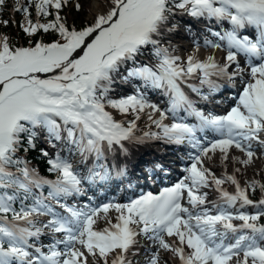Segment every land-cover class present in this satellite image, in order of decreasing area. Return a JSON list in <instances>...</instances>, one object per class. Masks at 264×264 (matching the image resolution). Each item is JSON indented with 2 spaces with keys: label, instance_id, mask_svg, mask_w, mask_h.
<instances>
[{
  "label": "snow or ice",
  "instance_id": "snow-or-ice-1",
  "mask_svg": "<svg viewBox=\"0 0 264 264\" xmlns=\"http://www.w3.org/2000/svg\"><path fill=\"white\" fill-rule=\"evenodd\" d=\"M68 2L35 0L38 16L50 15L49 8L56 10L54 19L47 23L33 22L20 0L14 7V11L25 14L24 23L19 25L25 34L51 30L62 42L37 40L27 47L12 46L9 37L0 34V264H109L110 257L111 264H132L128 254L139 251V237L155 246L145 257L146 264H167L162 251L171 252L179 264H264V224L259 223L264 217V184L252 180L241 187L235 175L240 171L237 167L233 174L218 178L204 166L203 159L211 160L209 153L218 150L221 164L231 160L233 165L250 166L257 155L252 142L264 148V0H101V10L93 13L92 22L79 29L59 14ZM3 3L0 0V6ZM75 9L85 10L80 2ZM177 10L193 18L227 21L228 29L212 32L220 42L204 40L205 46H223V63L212 55L201 60L195 53L180 62L179 56L161 45L157 37ZM245 29L253 31L241 34ZM149 46L157 61L155 66H134L124 79L135 77L165 89L170 101L168 112L173 117L170 124L163 122L165 111L147 104L139 90L117 100L108 99L114 74L129 61L135 65L137 56ZM238 54L247 58L246 68L240 66ZM232 65L235 70L230 72ZM245 71L248 82L236 105L224 115L197 109L182 88L189 78L196 77L201 85L208 86V93L187 86L208 100L219 90L213 77L243 79ZM40 74L46 75L42 78ZM105 102L121 113H139L150 107L159 113L158 119H149L160 132H145L143 138L178 145L187 141L199 154L186 169L188 175L158 195L149 192L127 203L109 202L98 207L60 204L67 214H59L33 189L48 185L49 198L60 203L61 196L80 194V177L71 164L57 158L48 161L49 170L58 173L57 179L45 180L18 152L25 144V152L35 147L37 129L58 140L61 131H66L81 153H95L97 157L105 145L108 150L114 145L124 150L123 141L142 142L134 135L135 120L125 127L105 110ZM178 110L195 116L198 124L178 121ZM207 129L220 138L203 147L197 132ZM233 148L243 158L230 156ZM96 176L106 179L107 172L92 173L89 179ZM225 180L235 186L234 193L220 187ZM211 185L220 193V202L213 205L215 213L202 207L207 203V193L200 189ZM256 187L262 198L254 202L247 190ZM185 193L190 207L182 204ZM18 198L19 210L13 206ZM28 200L32 202L25 203ZM237 205L235 213L230 210ZM249 205L261 210L253 214L243 211ZM110 209L118 214L116 222L107 219V226L97 230L94 225L100 214L106 216ZM38 217L50 219L42 223ZM43 236L50 237L46 245L40 243Z\"/></svg>",
  "mask_w": 264,
  "mask_h": 264
},
{
  "label": "trees",
  "instance_id": "trees-1",
  "mask_svg": "<svg viewBox=\"0 0 264 264\" xmlns=\"http://www.w3.org/2000/svg\"><path fill=\"white\" fill-rule=\"evenodd\" d=\"M29 1V0H26ZM31 5L28 6L29 9V14H30V19L34 22L33 19V0L30 1ZM8 2L6 1L5 6H3V10L0 11V34L3 35H7L9 37V41L10 43H18L19 39H21L22 41H24V43H31L40 33H42V37L44 41H51V40H62V38L58 35V33H55L53 31H49V32H44L39 30L36 34L32 35V36H28L27 34H25L22 30V28L19 26L21 23H24V16H21L20 19L18 20V22L16 24H13V22L10 20V17L8 15V12L6 10V7H8ZM52 10H50V15L48 16H44L43 17L45 19L48 20H52L54 19V15L51 12ZM4 20H8L9 23L7 25H5L3 23ZM80 23H83V18L81 17L78 20ZM15 25V28H14ZM83 25V24H82ZM15 29L17 31H15ZM29 154L32 158L37 159L36 156H38V153L40 152L37 149H33V148H29L28 149Z\"/></svg>",
  "mask_w": 264,
  "mask_h": 264
},
{
  "label": "rangeland",
  "instance_id": "rangeland-1",
  "mask_svg": "<svg viewBox=\"0 0 264 264\" xmlns=\"http://www.w3.org/2000/svg\"><path fill=\"white\" fill-rule=\"evenodd\" d=\"M77 2H80L82 5H83V7H84V11H77L76 9H75V4L77 3ZM15 2L13 1V0H11V2L9 1V5H8V8H10V6H11V9H12V7H15L16 6V4H14ZM91 4H93L94 5V0H69V2H68V6L66 7V9H65V13H66V15H65V18H66V20H67V22L69 23L70 21H74L75 23H77L78 22V20L82 17L83 19H91L92 17H93V14H90L89 12H88V10H87V6H89V8H91ZM50 10H51V8H49V12H50ZM18 14V12H16V11H14V14H11V17H10V20L13 22V20H15L16 21V23L18 22V20H19V16L17 15ZM8 15H9V13H8ZM14 28H15V26H14ZM165 29H166V27H165ZM164 29V30H165ZM179 29H183V27L181 26V25H177L174 29H173V31L174 32H177V34L178 35H181L182 33H181V31H176V30H179ZM15 31H17L16 29H15ZM173 37V36H172ZM159 38V37H158ZM180 41H182L183 42V38H180ZM176 42H177V40H176ZM255 159H257V157L255 158ZM216 160H213V161H211V162H215ZM255 162H256V160H254ZM256 166L257 165H255V166H253V168L251 169V170H247L246 169V167L245 166H243V165H240V171H241V174H242V176H243V178H245V180H246V182H248V181H250L251 179H250V177L252 176V175H257V173H259L260 171H258V170H256ZM261 173H263V172H261ZM164 253L165 254H170V252H167V251H164ZM170 256V255H169ZM90 259H91V257H90ZM137 264H140L139 262H137Z\"/></svg>",
  "mask_w": 264,
  "mask_h": 264
},
{
  "label": "bare ground",
  "instance_id": "bare-ground-1",
  "mask_svg": "<svg viewBox=\"0 0 264 264\" xmlns=\"http://www.w3.org/2000/svg\"><path fill=\"white\" fill-rule=\"evenodd\" d=\"M87 10L90 14H93V13H96L98 11L101 10V0H94V5L91 4V8H89V6H87ZM178 13V12H177ZM189 19H192L193 17H190L188 16ZM206 19H209L207 17H205ZM202 21H204L203 18H201ZM212 24H221V25H224L225 23L224 22H217L216 20H212ZM201 29L204 30V28H202V26L200 25ZM184 29V32L186 35H192L194 34L195 32L193 30H190V29ZM239 63H241L240 59H238ZM232 66H235V65H232ZM235 80H237L235 83H233V85L238 88V87H241L242 86V83L243 82H246L248 81V72L245 71V73L243 74V79L241 77H237L235 78ZM238 100H236L233 104H236ZM147 149L144 148V150ZM213 157V156H211ZM241 158H243V155L240 156ZM261 159H258L256 160V162L254 161V163L250 166H245L247 170H251L253 168V166L257 165L258 164V161H260ZM256 170L260 171V172H263L264 171V161H260L259 164L256 166ZM161 255H162V258L164 260L167 261V264H170V256L168 254H165L164 251L161 252Z\"/></svg>",
  "mask_w": 264,
  "mask_h": 264
}]
</instances>
